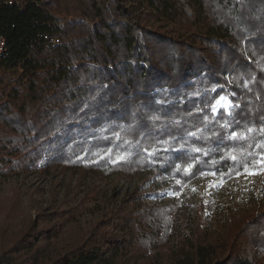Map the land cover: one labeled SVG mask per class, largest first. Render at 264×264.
Wrapping results in <instances>:
<instances>
[{
  "label": "trees",
  "instance_id": "1",
  "mask_svg": "<svg viewBox=\"0 0 264 264\" xmlns=\"http://www.w3.org/2000/svg\"><path fill=\"white\" fill-rule=\"evenodd\" d=\"M0 34L1 178L264 170V0H0ZM72 194L0 197V264H264V202L177 240L175 201Z\"/></svg>",
  "mask_w": 264,
  "mask_h": 264
},
{
  "label": "rangeland",
  "instance_id": "2",
  "mask_svg": "<svg viewBox=\"0 0 264 264\" xmlns=\"http://www.w3.org/2000/svg\"><path fill=\"white\" fill-rule=\"evenodd\" d=\"M187 9L190 11L189 7ZM221 97L214 104L215 111L221 107L230 109L232 106L228 95ZM63 171L56 169L50 174H42L32 170L25 177H0V197L17 199L26 206L25 215H28L35 213L37 205H46L52 201V196L58 199L66 193H73L72 197H83L91 187L97 188L99 201H110V207L119 205L133 191H138L149 206L174 201L178 204L174 214V235L177 240L186 236L193 237L195 225L200 220V229L214 230L228 207L237 205L244 209L249 208L252 203L264 202V170H251L227 180H221L213 174H204L180 190H175L171 180H163L147 172L128 177L113 174L104 178L98 175L79 178L71 171L68 174ZM62 172L65 178L61 175ZM32 201L37 204L31 203ZM90 215L91 213L84 214V218H79L80 222L85 225L86 218ZM76 224L73 222L70 226ZM171 232H174L173 229Z\"/></svg>",
  "mask_w": 264,
  "mask_h": 264
},
{
  "label": "built area",
  "instance_id": "3",
  "mask_svg": "<svg viewBox=\"0 0 264 264\" xmlns=\"http://www.w3.org/2000/svg\"><path fill=\"white\" fill-rule=\"evenodd\" d=\"M8 52V43L5 36L0 34V60L6 55Z\"/></svg>",
  "mask_w": 264,
  "mask_h": 264
},
{
  "label": "snow or ice",
  "instance_id": "4",
  "mask_svg": "<svg viewBox=\"0 0 264 264\" xmlns=\"http://www.w3.org/2000/svg\"><path fill=\"white\" fill-rule=\"evenodd\" d=\"M221 99H223V97H221ZM165 151H167V149H165ZM173 151H177L176 149H173ZM214 175V174H213Z\"/></svg>",
  "mask_w": 264,
  "mask_h": 264
}]
</instances>
